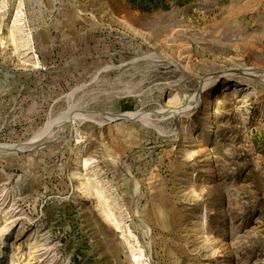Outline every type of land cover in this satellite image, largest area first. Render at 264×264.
Returning a JSON list of instances; mask_svg holds the SVG:
<instances>
[{
  "label": "rangeland",
  "instance_id": "374dc122",
  "mask_svg": "<svg viewBox=\"0 0 264 264\" xmlns=\"http://www.w3.org/2000/svg\"><path fill=\"white\" fill-rule=\"evenodd\" d=\"M261 73L264 0H0V264H264Z\"/></svg>",
  "mask_w": 264,
  "mask_h": 264
},
{
  "label": "bare ground",
  "instance_id": "6f19581e",
  "mask_svg": "<svg viewBox=\"0 0 264 264\" xmlns=\"http://www.w3.org/2000/svg\"><path fill=\"white\" fill-rule=\"evenodd\" d=\"M254 72H255V70H254ZM262 74H264V73H261V75H262ZM257 75H258V73H257ZM258 76H260V74H259ZM3 148H4V147H3ZM6 149H7V148H6ZM85 162H87V161H85ZM85 162H84V163H85Z\"/></svg>",
  "mask_w": 264,
  "mask_h": 264
},
{
  "label": "water",
  "instance_id": "95a60500",
  "mask_svg": "<svg viewBox=\"0 0 264 264\" xmlns=\"http://www.w3.org/2000/svg\"><path fill=\"white\" fill-rule=\"evenodd\" d=\"M15 153H19V152H15Z\"/></svg>",
  "mask_w": 264,
  "mask_h": 264
}]
</instances>
